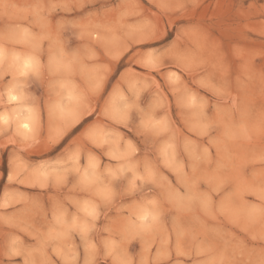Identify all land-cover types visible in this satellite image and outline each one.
<instances>
[{"label": "rangeland", "instance_id": "1", "mask_svg": "<svg viewBox=\"0 0 264 264\" xmlns=\"http://www.w3.org/2000/svg\"><path fill=\"white\" fill-rule=\"evenodd\" d=\"M0 264H264V0H0Z\"/></svg>", "mask_w": 264, "mask_h": 264}, {"label": "bare ground", "instance_id": "2", "mask_svg": "<svg viewBox=\"0 0 264 264\" xmlns=\"http://www.w3.org/2000/svg\"><path fill=\"white\" fill-rule=\"evenodd\" d=\"M9 95H10V98H11V99H16L15 94L10 93ZM13 111H14V110H13ZM26 117H27V116H26ZM20 119H21V118H20ZM16 124H17V123H16ZM18 125H19L20 128H22L23 130H29V128H30V123H29V121H28L27 119L19 120ZM25 125H27V127H25ZM15 126H16V125H15Z\"/></svg>", "mask_w": 264, "mask_h": 264}, {"label": "snow or ice", "instance_id": "3", "mask_svg": "<svg viewBox=\"0 0 264 264\" xmlns=\"http://www.w3.org/2000/svg\"><path fill=\"white\" fill-rule=\"evenodd\" d=\"M25 127H27V125Z\"/></svg>", "mask_w": 264, "mask_h": 264}, {"label": "clouds", "instance_id": "4", "mask_svg": "<svg viewBox=\"0 0 264 264\" xmlns=\"http://www.w3.org/2000/svg\"><path fill=\"white\" fill-rule=\"evenodd\" d=\"M26 126V125H25Z\"/></svg>", "mask_w": 264, "mask_h": 264}]
</instances>
